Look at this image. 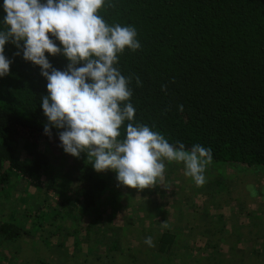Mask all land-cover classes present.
Returning <instances> with one entry per match:
<instances>
[{
	"label": "trees",
	"instance_id": "trees-1",
	"mask_svg": "<svg viewBox=\"0 0 264 264\" xmlns=\"http://www.w3.org/2000/svg\"><path fill=\"white\" fill-rule=\"evenodd\" d=\"M3 3L0 0V22L6 15ZM99 15L110 25H131L137 30L141 49H126L116 65L125 77L132 78L130 102L136 122L160 132L170 143H183L186 149L194 144L211 148L213 160L264 164V0H106ZM4 28L0 23V30ZM17 51L15 45H5V55L13 63L10 74L0 77V186L9 191L11 178L41 175L47 176V184L38 197L44 213H24L28 221L31 213L35 216L29 228L12 218L14 210L0 220V248L31 240L39 232L48 238L46 229L54 236L66 217L75 221L68 231L75 236V249L82 243L83 218H89L86 241L94 240L96 246L105 242L103 233L92 239L97 234L94 226L102 218L104 196L108 193L115 203L119 198L107 190L110 177L98 173L87 156L71 161L60 180L55 177L52 162L63 149L59 130L53 127L52 137L44 133L48 120L41 105L47 80L39 66L25 61L22 53L16 56ZM46 56L59 70L69 63L63 55ZM127 123L121 127L120 139ZM43 140L45 149L41 148ZM76 184L81 187L80 195L71 196L68 192ZM51 194L61 200L58 206L51 205ZM10 195L4 193L6 198ZM44 205L55 210L50 221ZM177 240L178 235L169 230L154 236L158 252L167 256L172 255ZM90 247L87 251L94 252L95 247ZM211 247L213 254L225 255L216 243ZM18 248L13 249L14 256ZM107 250L114 252L106 254L109 263L126 253L115 240L109 241ZM256 250L251 249L250 255ZM236 261L228 260L229 264Z\"/></svg>",
	"mask_w": 264,
	"mask_h": 264
},
{
	"label": "clouds",
	"instance_id": "clouds-1",
	"mask_svg": "<svg viewBox=\"0 0 264 264\" xmlns=\"http://www.w3.org/2000/svg\"><path fill=\"white\" fill-rule=\"evenodd\" d=\"M105 3L4 0L0 77L10 74L13 61L6 57L5 45L11 43L19 49L15 55L22 53L25 61L39 66L47 80L41 105L48 120L44 133L52 137V128L59 130V146L66 154L79 158L86 153L98 173H117L118 186L153 188L164 178L165 161L183 163L185 175L203 186L206 168L213 161L211 148L194 144L186 149L183 143H170L160 132L135 121L136 110L130 102L132 78L125 77L116 65L126 49L136 52L141 43L134 26L110 25L99 15ZM46 53L63 55L69 63L59 70ZM136 83L141 84L138 77ZM126 121V133L120 139ZM145 243L154 246L151 236Z\"/></svg>",
	"mask_w": 264,
	"mask_h": 264
},
{
	"label": "rangeland",
	"instance_id": "rangeland-1",
	"mask_svg": "<svg viewBox=\"0 0 264 264\" xmlns=\"http://www.w3.org/2000/svg\"><path fill=\"white\" fill-rule=\"evenodd\" d=\"M21 144L19 153L23 155ZM41 148H47L45 140ZM86 156L81 153L77 158L64 151L56 155L51 166L55 177L60 180L71 161L84 160ZM105 173L110 177L107 190L119 198V202H112L106 193L101 203V221L92 227L97 232L92 234V239L103 233L105 242L95 246L94 240L86 241L89 218H83L79 231L82 243L75 249V236L68 235L75 221L66 217L61 225L59 222L54 236L46 229L48 238L39 232L31 240L22 239L18 245L11 242L2 246L0 264H229L228 260L233 258L241 264H264V164L249 166L213 160L206 168V183L197 186L185 175L183 163L165 161L163 180L158 179L153 188L144 190L118 186L117 173L111 170ZM11 182L9 191L0 186V220L14 210L12 218L29 228L35 216L31 213L28 221L24 213L29 210L44 213L40 205L43 202L38 197L44 193L47 176L13 177ZM80 188L73 185L68 193L78 196ZM4 193H11V197H4ZM48 199L52 206L61 202L54 194ZM45 209L50 211L46 218L50 221L55 210L50 206ZM163 230L178 235L169 256L158 252L154 243V236ZM149 236L153 247L145 243ZM114 240L126 253L109 263L106 254L114 252L107 250V246ZM215 243L223 248L221 252L225 255L213 254L215 249L211 245ZM18 246L19 257H16L13 249ZM90 246L95 247L94 252L87 251ZM254 247L257 250L250 255Z\"/></svg>",
	"mask_w": 264,
	"mask_h": 264
}]
</instances>
